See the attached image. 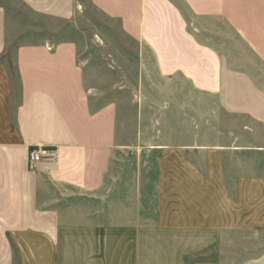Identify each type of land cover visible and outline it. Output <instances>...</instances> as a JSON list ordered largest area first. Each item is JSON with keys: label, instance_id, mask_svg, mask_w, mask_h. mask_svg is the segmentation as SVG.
Masks as SVG:
<instances>
[{"label": "crops", "instance_id": "crops-1", "mask_svg": "<svg viewBox=\"0 0 264 264\" xmlns=\"http://www.w3.org/2000/svg\"><path fill=\"white\" fill-rule=\"evenodd\" d=\"M24 1L60 18L82 7L78 0ZM90 1L150 49L162 76L184 79L190 93L214 97L231 115L264 121V83L259 80L264 73L246 64L232 66L216 42L219 20L264 68V0ZM3 10L0 7V264H15V242L27 264L30 254L38 264H45L46 254L62 256L68 234L64 224L80 223L90 227L78 236L102 242H87L72 252L94 256L85 264H264V247L245 256L247 250L243 252L238 241L239 232L264 227V210L255 212L264 208V169L224 168L221 145L183 150L168 145L140 152L137 196L128 205L133 214L119 208L110 219L93 216L78 200L104 186L117 144L118 105L93 107L75 41L21 44L12 68L2 57L7 45ZM38 147L52 148L56 155L32 166L30 152ZM146 155L149 167H144ZM181 156L186 176L179 180L166 170ZM242 192L247 195L245 205L254 210L240 218L236 202ZM116 229L120 242L132 235V246L111 247L106 239L110 241Z\"/></svg>", "mask_w": 264, "mask_h": 264}, {"label": "rangeland", "instance_id": "rangeland-1", "mask_svg": "<svg viewBox=\"0 0 264 264\" xmlns=\"http://www.w3.org/2000/svg\"><path fill=\"white\" fill-rule=\"evenodd\" d=\"M78 1L82 6L80 10L69 18H60L34 10L24 0H0V7L6 9L3 11L7 35V45L2 57L15 68L16 50L21 44L75 41L93 107L98 108L109 102L117 103V144L104 186L96 195L78 200L89 207L93 216L110 219L109 217L118 215L119 208L128 212V215L133 214L128 205L137 196L138 168L142 161L140 152L147 153L157 146L173 145L177 150H183L182 146L197 148L221 145L223 156L221 161L217 158V166L220 161L224 168L230 166L244 169L251 166L264 169L262 119L231 115L220 109L214 97L190 93L191 85L184 79L172 80L162 76L150 49L142 47L128 35L118 19L98 10L90 0ZM217 25L218 34L221 35H218L216 42L224 57L230 59V64L235 67L250 65L254 70L264 73L262 64L254 59L252 52L232 29L219 20ZM235 56L250 61L235 62ZM14 80H17L15 73ZM259 80L264 83V80ZM234 148L238 149L235 153L226 151ZM147 156L143 159L144 167H149L151 163ZM182 158L183 156L172 160L166 170L169 176H179V180H182L180 176H186ZM173 183L176 184L175 181ZM167 185H172V182ZM246 198V192H242L240 200L236 202L240 218L254 210V206L245 205ZM234 205L235 203L233 212ZM260 210L263 212L264 208L257 207L255 212ZM64 225V231L68 232L63 239L65 254H46L45 264H51V259L54 264H71L72 260L85 264L88 258L94 256L76 255L72 252H76L77 247H85L87 242L92 246L98 245V239L94 241L87 236H78V232L90 227V224ZM95 225L101 224L97 222ZM256 230L238 233L240 249L243 252L247 250L245 256L255 255L264 247V227L260 226ZM117 231L118 229L112 233L110 241L106 239L111 247L132 246V235L124 237L120 242ZM32 257L30 254V263L38 264ZM115 257L118 258V255H112V258ZM14 258L15 264L29 263L19 242L14 243Z\"/></svg>", "mask_w": 264, "mask_h": 264}, {"label": "built area", "instance_id": "built-area-1", "mask_svg": "<svg viewBox=\"0 0 264 264\" xmlns=\"http://www.w3.org/2000/svg\"><path fill=\"white\" fill-rule=\"evenodd\" d=\"M56 155V151L52 148H33L30 152V164L35 166L41 162L44 158L53 159Z\"/></svg>", "mask_w": 264, "mask_h": 264}]
</instances>
